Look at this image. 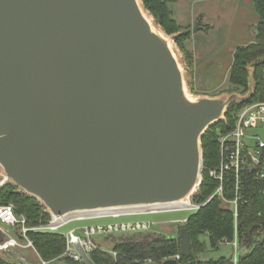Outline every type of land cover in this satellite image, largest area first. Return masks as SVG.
<instances>
[{"label":"water","instance_id":"water-1","mask_svg":"<svg viewBox=\"0 0 264 264\" xmlns=\"http://www.w3.org/2000/svg\"><path fill=\"white\" fill-rule=\"evenodd\" d=\"M145 16L139 0H0V180L53 219L196 195L202 138L238 101L187 100L182 68ZM180 237L191 255L186 228Z\"/></svg>","mask_w":264,"mask_h":264},{"label":"trees","instance_id":"trees-1","mask_svg":"<svg viewBox=\"0 0 264 264\" xmlns=\"http://www.w3.org/2000/svg\"><path fill=\"white\" fill-rule=\"evenodd\" d=\"M148 12L163 26L169 34L182 32L181 26L173 18L170 5L177 0H142ZM256 11L259 16L256 26V36L252 42L238 45L232 55L229 71V83L234 90L249 89L251 68L253 69L254 90L252 96L243 102L232 103L226 112L225 119L210 127L204 134L201 144L204 159L202 183L193 200L204 203L215 191L218 182L208 176V169L214 167L220 160V146L218 137L234 128V115L245 105L264 99V0H255ZM190 33H180L176 42L181 44L188 39ZM232 182L226 184V196L231 197ZM246 201L240 205L238 218V234L246 250L241 254L242 262L249 264H264V199L257 191L256 182L249 179L246 188ZM0 199L5 204H14L19 217L26 219V226L31 228L40 224H47L51 215L42 203L26 193L20 191L11 182L0 187ZM261 214V215H260ZM189 234L191 255L181 253L180 233L169 236L162 232L111 235L113 244L111 249L96 245L89 252L95 264H132L161 262L180 256L178 264H232L230 257L222 256L218 259H199V253L206 247L203 236H207L209 243L215 248L224 238L233 240L235 222L233 212L223 207L222 200L215 197L205 206L191 214L187 221L180 225ZM180 229V230H181ZM21 225L17 226V237L25 240ZM26 236L34 244L39 256L51 264H84L81 258L70 255L68 238L65 234L51 231L29 230ZM0 264H27L24 261H13L0 254Z\"/></svg>","mask_w":264,"mask_h":264},{"label":"rangeland","instance_id":"rangeland-1","mask_svg":"<svg viewBox=\"0 0 264 264\" xmlns=\"http://www.w3.org/2000/svg\"><path fill=\"white\" fill-rule=\"evenodd\" d=\"M139 2L144 7L143 1L139 0ZM170 7L173 18L181 26L182 32L167 33L145 7L144 9L154 27L167 38L182 68L187 97L191 100L201 97L218 96L221 99L233 97L238 102L246 98L253 89V82L250 83L248 91L242 92V89L236 91L229 83V71L234 49L238 45L252 42L256 36L259 16L255 0H177ZM183 32L190 33L189 38L179 44L176 42V37ZM131 210L73 213L64 217L70 221L61 226L58 232L67 235L70 231H74L83 239L84 227L89 225L148 220L156 223L154 231L175 236L180 233V225L183 224L176 221L187 219L196 212L194 209L185 208L157 213L121 215ZM77 217L84 219H77ZM0 225L7 233L6 235L19 239L16 237L17 227H9L1 223ZM108 237H96L93 241L96 245L111 249L113 244ZM203 239L206 241V247L199 253V259H218L222 256L234 255V247L229 242H220L218 247L214 248L207 236H203ZM74 248L71 246V249L74 250ZM242 253L243 250H239L238 254ZM0 254L9 260H21L27 264H36L39 261V256L30 248L18 247L10 251H0ZM51 264H60V262L54 261Z\"/></svg>","mask_w":264,"mask_h":264},{"label":"built area","instance_id":"built-area-1","mask_svg":"<svg viewBox=\"0 0 264 264\" xmlns=\"http://www.w3.org/2000/svg\"><path fill=\"white\" fill-rule=\"evenodd\" d=\"M234 118V128L227 133H221L218 137V142L220 146V160L218 164H216L214 167H211L207 171L208 176L212 180L218 182V186L204 203L194 202V195L188 201V205H157L152 206L154 208L149 207L150 209L145 207L139 208L141 210H131L122 213L121 215L126 213H157L160 211L178 210L185 208H191L197 211L201 207L205 206L212 199L218 197L222 200L223 207L233 212L235 222V233L233 240L224 238L220 242H229L233 245L234 255L230 256L232 264H249L242 262L241 255L238 254L239 250H246V246H244V244L241 242L238 234V218L240 213V205L246 201L245 192L249 179L256 182L257 191L264 199V99L257 100L245 105L243 108H241L235 113ZM203 168L204 159H202L200 183L198 188L202 183ZM229 182H232L231 197H227L225 194L226 184ZM4 183V180H0V187ZM77 219L84 218L77 217ZM59 220L51 218V220L47 224H40L29 228L26 226V219L17 215L14 204H5L0 199V223L9 227H17L18 225H21V232L25 237V240H22V242L17 238L10 237L6 235L5 230L0 225V232H4V234L6 235L0 240V251H10L18 247L30 248L33 249L39 256L34 247L33 242L27 238L26 233L29 230L58 232L61 226L70 221L68 218L67 220L64 218ZM186 221L187 219L176 222L185 223ZM155 226V222L148 220L109 222L103 224L89 225L84 227L83 239L80 236L76 235L74 231H70L66 235L68 238L67 251L74 258H80L75 248L74 250L71 249V246H74V236H77L79 238L80 243L89 253L96 247V244L93 241V239L96 237L147 233L154 231ZM174 258L179 259L180 256L177 255ZM36 264H49V262L39 256V261Z\"/></svg>","mask_w":264,"mask_h":264},{"label":"bare ground","instance_id":"bare-ground-1","mask_svg":"<svg viewBox=\"0 0 264 264\" xmlns=\"http://www.w3.org/2000/svg\"><path fill=\"white\" fill-rule=\"evenodd\" d=\"M145 17H147V16H145ZM148 21H149V23L151 24V28H152V31L154 32V33H156L157 35H159V37H161L163 40H165L166 42L168 41L167 40V38H165L164 36H163V34L159 31V30H157V28H155L154 27V25L151 23V21L148 19ZM168 46H169V44H168ZM170 47V46H169ZM185 91V90H184ZM185 97L187 98V100H190V101H195V100H191V99H189L188 97H187V93L185 92ZM194 189L195 188H193L191 191H190V193L189 194H187L184 198H182L181 200H179L180 202L179 203H175V205H188L189 204V200H188V197H189V195H191V193H192V191H194ZM167 207V206H166ZM148 209H150L149 207H147ZM151 208H154V207H151ZM116 209H118V210H122V209H129V210H131V209H136V210H141V209H139V208H135V207H127V208H107V209H98V210H91V211H97V212H100V211H108V210H116ZM88 212V211H87ZM81 213V212H80ZM63 217H65V216H62V218ZM61 218V219H62Z\"/></svg>","mask_w":264,"mask_h":264},{"label":"crops","instance_id":"crops-1","mask_svg":"<svg viewBox=\"0 0 264 264\" xmlns=\"http://www.w3.org/2000/svg\"><path fill=\"white\" fill-rule=\"evenodd\" d=\"M233 54V53H232ZM6 233V232H5ZM7 234V233H6ZM6 235L0 232V240L5 237ZM17 237V236H16ZM33 250V249H32ZM38 256V255H37Z\"/></svg>","mask_w":264,"mask_h":264}]
</instances>
